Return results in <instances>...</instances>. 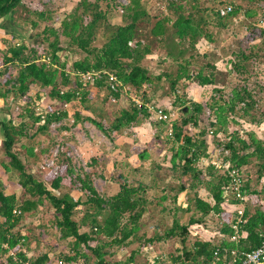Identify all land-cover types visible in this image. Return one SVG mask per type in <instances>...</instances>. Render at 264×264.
Masks as SVG:
<instances>
[{
  "label": "trees",
  "instance_id": "obj_1",
  "mask_svg": "<svg viewBox=\"0 0 264 264\" xmlns=\"http://www.w3.org/2000/svg\"><path fill=\"white\" fill-rule=\"evenodd\" d=\"M259 1L262 0L233 1L237 4H233L231 13L221 16L219 8L209 7L203 0H168L164 15L158 17L145 34L151 17L141 0H131L121 6V24L110 21L113 12H119L121 4H117V0H79L57 28L50 23L52 11L42 8L46 6L44 4L37 8L34 7L35 0H0V19L10 15L14 20L15 13L22 10L24 21L35 31L28 44L24 37L11 32L12 40H4L7 48L0 47V98L7 103L0 107V113L7 109L9 96L20 97L17 110L9 119L0 120L8 156L2 161V167L9 178H17L18 189L6 193L7 186L0 180V264H24V261L53 264L49 252L39 253L32 248L33 242L39 245L40 241L31 235L23 221L32 214L42 215L47 206L54 216L51 225L69 247L54 254L57 258H64L67 264H90L87 251L93 253L94 264H203L214 258L215 252L219 254L218 264H240L245 252L261 244L264 235V138L242 129L229 132L231 127H236L237 114L251 116L250 122L259 127L264 125V112L260 110L257 91H251L246 84H237L233 96L226 100L223 89L215 88L219 94L212 92L211 99L207 100L211 107L210 116H205L201 102L186 100L179 94L191 84L206 91V86L218 83L220 69L217 63L207 60V54L197 49V43L202 39L215 44L214 28H227L229 22L236 21L241 14L244 16L241 21L263 22L264 14L258 13ZM148 36L152 38L151 42H144L143 38ZM248 37L255 45L250 50L241 48L236 55L239 59L232 56L227 59L232 65L231 73L245 74L250 70L249 63L261 56L264 31L261 44L254 26ZM156 48L166 50L170 63L163 71L152 73L142 61ZM67 51L78 54L79 58L69 62L63 55ZM14 68L17 73L13 72ZM98 70L114 72L124 85H130L142 95L143 100L156 105L163 95L155 96L154 90L161 87L166 95L173 96V102L163 108L165 112L187 104L191 107L187 114L177 112L179 118L173 117L172 135L165 130L161 141L157 142L158 150L167 148L170 151L169 163H150V172L145 178L126 180L107 196L95 188L88 173L74 176L75 166L69 157L60 160L61 169L57 176L48 172L41 178L15 151V144L22 141L28 155L36 156L34 151L40 142L36 138L46 134L54 120L70 121L73 116L76 125L83 119H90L113 139L116 133L151 116L147 108L136 106L126 96L129 105L122 108L113 121H98L88 104L92 88L107 92L103 105L112 103L110 95L113 92L104 79H97L87 86L80 81L82 73ZM256 86L259 91L264 89V83H256ZM35 88H38L36 95L31 96ZM114 94L119 96L121 93ZM43 97V104L49 110L56 106L55 103L67 102L69 106L59 112L49 111L42 122L35 102ZM223 131L229 135L225 142L219 139ZM214 156L223 164H229L230 170L244 172L249 166L256 168L254 185L250 175L245 177L243 192L249 202L238 241L230 238L234 234L231 223L240 202L235 198L225 201L224 193L231 183L228 170L217 168L211 162L204 164L205 159ZM139 157H149L148 149L141 151ZM159 172L160 178L171 176L180 184L175 188L168 183L160 196L150 200L145 191L154 186ZM79 181L82 183L80 189L87 193L85 200L81 196L74 197ZM170 189L173 193H169ZM182 193L186 195V202L179 201ZM81 205L85 207L83 216L77 220L75 214ZM16 208L21 210L19 215L14 214ZM166 213L172 214L173 221L170 227L163 228L160 220L167 219ZM186 214H189L187 218ZM210 216L216 217L221 227L214 232H208L205 225ZM145 217L158 219L151 236L144 229ZM83 227L86 230H81ZM191 234H195L196 239L189 244ZM217 236H227L231 241H221ZM170 239H176L182 247L153 258L151 252L158 253L156 244ZM5 242L9 244L8 249L3 247ZM136 244L139 245L136 247ZM146 247L152 251L148 252ZM10 249L21 261H14ZM110 249H130V254L123 261L111 262L107 258L113 253ZM141 255L145 259L140 263L138 257Z\"/></svg>",
  "mask_w": 264,
  "mask_h": 264
},
{
  "label": "rangeland",
  "instance_id": "obj_2",
  "mask_svg": "<svg viewBox=\"0 0 264 264\" xmlns=\"http://www.w3.org/2000/svg\"><path fill=\"white\" fill-rule=\"evenodd\" d=\"M79 0H35L34 7L40 8L42 5H46L42 8H50L52 11L51 17H50V23L54 25L56 28L60 25L61 20L66 17L69 13H71L76 6L77 2ZM131 0H117V4H121L119 6V12H113V14L110 16V21L113 24H121L123 22V15L122 13V5L128 4ZM143 7L147 10L149 13L150 22L146 25L145 34L148 33L150 30V27L153 26V24L156 22L158 17H161L165 13V5L168 2V0H141ZM206 2V5L209 7H217L221 8L225 5H235L238 0H203ZM236 1V2H233ZM233 5V6H234ZM258 13L264 14V0L259 1L258 4ZM24 11L18 10L17 13H15V19L12 20L10 15H7L0 19V47L5 49L7 48V44L4 43V40L11 41V32L16 33L17 35H20L24 37L25 43H29V40L32 38V35L35 34V31L32 29L31 25L24 21ZM244 16L241 14L236 21L229 22L230 25L227 28L217 29L214 28V39L217 40L215 44H208L205 40L199 41L197 43V49L203 53L207 54V60H210L212 62L217 63L220 73L217 75L218 83L216 85H208L205 88L207 89L204 91L203 88H197L191 91H187L181 89L179 94L184 97L186 100L195 101L198 99V102H201L203 104V107L206 111V114L211 112V107L209 102L210 94L212 92L218 93V91L215 90V88H221L223 89V97L229 99L233 96V88L237 84H246L251 91H257V96L260 98V110L264 112V89H261L259 91L258 86H256V83L261 84L264 83V49H261L262 53L259 56V59H255V61H251L249 63V69L248 72L242 75H238L237 73H231L230 69L232 68L231 63L228 62L227 59H229L230 56H232L235 59H239L236 57V55L239 54L241 51V48L250 50L251 46L255 45V43H252L250 41L248 34L251 31V27L254 26L256 28L257 36H258V42L262 41V32L264 31V22H256V21H250V20H243ZM256 23V24H255ZM44 26V23L42 24ZM143 31V32H144ZM150 36V35H149ZM144 37L143 40L146 42L147 40L151 42V37ZM29 39V40H28ZM21 43V41H20ZM242 44V45H241ZM64 57L69 61L73 62L75 59L79 58L78 54L75 53H63ZM198 60V59H197ZM203 61V60H202ZM204 62V61H203ZM170 63V61L166 58V50L165 49H158L156 48L151 54L147 55L144 60L142 61V64L144 66H148V68L151 70L152 73H159L165 69V67ZM14 73H17V69L14 68ZM162 83V82H161ZM38 88L33 89L32 95H36V90ZM93 91L90 92V98L88 99V104L90 105V108H92L93 112L96 113L95 117L98 121H102L105 123L113 121V119L120 114V111L122 108H126L129 104L125 98L119 100L118 102H113L114 104L108 102L106 104H101L103 98L106 97L107 92L104 90H98L92 88ZM155 96H161L159 98L157 105L161 106L162 108H166L168 106H165V103L168 105L171 102H173V96H168L165 93V90L161 87L154 90ZM202 93L203 96L202 97ZM45 93L42 92V95ZM219 94V93H218ZM139 97L141 99L142 95L138 93ZM217 95V94H216ZM209 96V97H208ZM218 96V95H217ZM170 97V98H168ZM13 100L8 101L9 102V110L16 108V103L19 101L20 97H12ZM44 99V97H43ZM1 101L3 100L0 99ZM41 100V99H40ZM5 101V100H4ZM211 102V101H210ZM11 103V104H10ZM185 106V105H184ZM17 110V108L15 109ZM176 112L177 118H179L180 115V108L175 107L172 109ZM177 111L179 115L177 114ZM9 112V111H8ZM238 112L243 113L241 110H238ZM259 113V111H258ZM72 115V113H70ZM7 114L2 113L0 114L1 120H7L9 119V116H6ZM87 116V115H85ZM208 116V115H205ZM73 117V116H72ZM260 117V116H259ZM237 123L236 127H231L229 132H233L235 129H242L245 132L253 131L256 136L263 137L264 138V125H257L256 123L250 122L252 117L245 115L244 117L239 116V114L236 115ZM108 120V121H107ZM108 122V123H109ZM145 125L147 128L149 127L146 133H147V140L142 139V141H139L138 146L135 145L128 146L129 144V131L134 132V125L129 128H125L123 130V138L116 137V143L117 146H121L122 150H127V152H130L131 156H136L134 152V147L137 148L138 151L141 152L142 144H148L149 145V157H146L144 159H140V163L138 165H135L132 163L127 156H119L116 159L115 167L111 168L110 165L107 164L110 158V151L112 149H115V145L112 143L115 141L114 137L109 138L99 127L97 124H94L90 119H83L81 122L76 123L74 125L72 121L69 120H63L59 127L51 128L49 127L48 132L44 135L39 136L36 138V140H39V144L35 143L37 146L36 156H29L26 149L22 147V141L17 142L15 144V151L20 155L21 159L28 163L29 169H33L35 171V174L37 176H41L42 173L45 175L47 171L41 169L39 164L41 165L43 158H45L48 155H51L52 149L57 145L61 144L65 150L70 149L71 147L75 150H73L76 160L72 159L71 164L75 166L74 169V176L84 173V175L87 173L91 176L95 188L101 193L105 194L106 196L108 194H111L113 191L117 189V187L124 181L130 180L133 177L137 178H145L147 173L150 172V163L152 162H161L165 165L168 162L169 163V156L170 151L167 148H162L161 150H158L157 142L161 141V137L164 136V133L166 132V126L161 125L159 121H157L154 114L151 113V116L148 119H144L143 121H139L137 123V126H143ZM201 128L197 129V132H199ZM211 133V130H210ZM2 131H0V137H1ZM114 136V135H113ZM221 138V139H220ZM219 139L222 140V142H225V140L229 139V135L221 132L219 135ZM117 140H122L119 143H117ZM160 140V141H159ZM35 141V140H34ZM37 142V141H35ZM149 142V143H148ZM34 145V146H35ZM157 146V147H156ZM140 149V150H139ZM145 149V147H144ZM143 149V150H144ZM5 144L3 138L0 141V161L8 159V156L5 154ZM142 150V151H143ZM133 156V157H134ZM217 156V155H216ZM215 156V157H216ZM67 157L65 153L60 152V160ZM68 158V157H67ZM208 160L204 162V164H208ZM80 169V170H79ZM249 170H244V175L246 178H249V175L252 179V184L254 185L256 182V168L247 167ZM42 173H41V172ZM46 172V173H45ZM156 172H158V169H156ZM161 173H157V177L161 176ZM83 176V175H82ZM8 180H10V184L8 185L9 189L14 188L15 184L14 181H17V178L10 177ZM147 183V182H146ZM171 185L175 188L179 187V180L172 178L171 176L168 177V180H162L160 178H156V181L154 183V186L148 187L145 191L148 198L151 200L155 196H160L162 194V188L166 187L167 185ZM82 183L79 181L78 186L75 188L74 197L78 198L81 196L83 200H85L87 194L86 192L83 193V191L80 189V185ZM113 188V189H112ZM169 193H173L172 190H169ZM184 193L180 194L179 201L186 202V195ZM170 202V199H169ZM260 202L262 200L260 199ZM262 204V203H261ZM264 204V203H263ZM84 206H79L78 210L75 214V218L77 220H80L83 216V209ZM161 214V213H160ZM186 218L189 216V214L185 215ZM53 213L50 211V207H46V212H43L41 214H32L29 216H26L23 221L24 225L30 229L31 235H34L39 242V245H37L36 242H33L32 248L41 252H49L50 254H54V252H57V254L60 252H63L62 250L69 249L68 245L64 240L60 239V232L54 228V226L51 225ZM148 217V216H147ZM144 219V229L148 232V236H151L154 234V227L156 225V222L158 221L157 217L152 218L149 217ZM165 220H160V222L163 224V228H168L172 225V214L166 213ZM184 218V219H186ZM206 227L208 232H214L216 229L221 228L216 217H208L206 220ZM45 227L46 231L41 230V228ZM81 230H86V228H82ZM222 240L231 241L227 236L224 237H218ZM196 235L191 234L189 237L188 243L195 241ZM139 244H136L137 247ZM156 247L158 248V253L152 251L149 247H146L145 250L148 252H151L152 257L158 256L159 254H168L173 252L176 248H181L182 244L177 241L176 239H170L165 242H159L156 244ZM38 248V250H37ZM131 249V248H130ZM130 249L127 250H115L110 249L113 251L112 254L107 255L108 260L111 262L115 261H123L125 260L129 254ZM87 251V250H86ZM87 253L90 255V261L89 263L94 264V259H92V252L87 251ZM56 254V253H55ZM145 259L144 256H139L138 261L141 263L142 260ZM167 264V263H162Z\"/></svg>",
  "mask_w": 264,
  "mask_h": 264
},
{
  "label": "built area",
  "instance_id": "obj_3",
  "mask_svg": "<svg viewBox=\"0 0 264 264\" xmlns=\"http://www.w3.org/2000/svg\"><path fill=\"white\" fill-rule=\"evenodd\" d=\"M233 10V5H225L219 9V13L221 16H227L231 11ZM123 11V10H122ZM264 22V21H263ZM262 22V23H263ZM97 79H104L106 84L109 86L110 90L113 92V94L110 95V101L111 102H118L120 98H124L128 96L131 98L133 103L138 107H145L150 112V114H154L157 121L162 123L164 126H166L167 134L172 135L173 133V117L176 115L175 111L172 112H165L164 109L161 106H158L150 101H145L139 97L137 92L130 86V85H124L117 77V75L108 70H98V71H88L86 73L81 74L80 81L82 82L83 86H87L88 84H93ZM119 92L121 93L119 96H116L114 93ZM45 98L39 99L37 102H35L37 115H39L42 119V122L45 121L46 114L49 111H60L62 109L68 108V103H55L56 106L52 110H49L45 105L43 104ZM208 116L211 115V112L207 114ZM70 121L74 124L75 119L74 117L69 118ZM62 120L60 121H52L49 125V127L57 128L60 126ZM212 132V131H211ZM74 147L65 150L64 147L61 144H57L51 151V155L46 156L43 158V161L40 165L41 169L45 171H50L54 175H58L61 169L60 164V152L65 153L67 157L70 159L76 160L77 157H75L73 152ZM221 149L219 148V151ZM208 160V163H212L217 168L224 167L228 170V173L231 177V183L230 186L227 188V190L224 193L225 201L229 202L231 199L235 198L240 202V205L236 208V214L233 219V222L231 223V226L234 229V234L231 236L230 239L238 241L239 240V231L242 223L244 222V214H245V208L246 205L249 202L248 196L243 192V188L245 185V175L242 171L239 169H232L230 170L229 164H223L222 161L217 157H212L211 159H205L204 162ZM21 213V210L16 208L14 209V214L19 215ZM3 247L8 249L9 244L8 242H5L3 244ZM11 250V249H10ZM10 254L13 256V259L16 263H18L19 260L18 256L15 251L11 250ZM215 257L203 262V264H218V261L220 260L218 252H215ZM50 258L53 260V264H67L66 260L64 258H57L55 254H50ZM24 264H34L30 261H24ZM240 264H264V235H262V241L261 244L252 250H249L245 252L244 257Z\"/></svg>",
  "mask_w": 264,
  "mask_h": 264
},
{
  "label": "crops",
  "instance_id": "obj_4",
  "mask_svg": "<svg viewBox=\"0 0 264 264\" xmlns=\"http://www.w3.org/2000/svg\"><path fill=\"white\" fill-rule=\"evenodd\" d=\"M194 87H197L198 89L200 88H202V87H200V86H198V85H196V84H191L189 87H188V89H187V91H191L192 92V90L193 89H195ZM98 90H101V89H98ZM103 90V89H102ZM169 96V95H168ZM13 96L11 95V96H9V98H8V101H11V100H13V98H12ZM202 97H205V96H203V93H202ZM125 99H128L127 97H124ZM168 98H170V97H168ZM0 99H2V98H0ZM123 99V98H122ZM171 99V98H170ZM5 99H3L2 101L0 100V107H4L5 106V104H7L6 103V100L4 101ZM121 100V99H120ZM195 101H199L198 99H196ZM19 102V101H18ZM18 102L16 103V108H17V105H18ZM113 103V102H112ZM172 102L170 101V103L167 105L166 103H165V106H169L170 104H171ZM11 104V103H10ZM188 105V104H187ZM15 108V109H16ZM15 109H10L9 110V102H8V107H7V109L6 110H4L3 112H1L0 114H2V113H5V114H7L6 116L8 117L9 116V118H10V116L12 115V112H14L15 111ZM179 109V108H178ZM9 111V112H8ZM93 112V111H92ZM91 112V113H92ZM178 112V111H177ZM95 115H96V113H94ZM1 120V119H0ZM133 128V127H132ZM127 129V128H126ZM125 129V130H126ZM149 129V127L147 128L145 125H143V126H137V125H134V132L131 130V131H129L128 133H130L129 134V136L128 137H130L129 138V144H127L128 146H130V145H132V146H138V142L139 141H142V139H144V140H147L148 141V136H147V133H146V130L147 131H149L150 132V130H148ZM0 131H2V129H1V127H0ZM123 131H121L120 133H116V135H114L113 137H114V139H115V141L114 142H112L114 145H115V149H112L111 151H110V158H109V161L107 162V164L108 165H110L111 166V168L113 167H115V164H116V159L115 158H117L118 157V155L119 156H127V157H129L130 156V158H129V160L132 162V163H134L135 165H138L140 162V157H139V154H140V151H138L137 150V148L136 147H134L133 149H134V151H131V152H134L135 154H137L136 156H131V155H129V154H131L130 152H127V150H122V148H121V146H117V144H115L116 143V139L118 138V137H122L123 138ZM117 137V138H116ZM3 138V132H2V134H1V137H0V141H1V139ZM118 142L117 143H119L120 141H122V140H117ZM149 143V142H148ZM157 145L159 146V144L157 143ZM144 147H145V149H148L149 148V145L148 144H142V150L144 149ZM157 147V146H156ZM158 148V147H157ZM140 150V149H139ZM141 150V151H142ZM148 152H149V150H148ZM129 155V156H128ZM170 157V156H169ZM3 161V160H2ZM2 161H0V180L1 181H3V183H5L6 184V186H7V188H6V193H12V192H14V191H18V189H17V185H16V181H14V184H15V186H14V188H12V189H9V187H8V185L10 184V180H8L9 179V176L8 175H6V172H5V170L3 169V167H2ZM39 166H40V164H39ZM31 171L35 174V171L33 170V169H31ZM41 172V171H40ZM48 172H50V171H47V173ZM42 173V172H41ZM46 173V172H45ZM46 173V174H47ZM45 174V175H46ZM36 175V174H35ZM43 173H42V175L41 176H39V177H41V178H43L44 176H45ZM160 178V177H159ZM160 179H162V180H168V177H165V178H160ZM113 189V188H112ZM116 191V190H115ZM114 192V191H113ZM20 193V192H19ZM185 194V193H184ZM184 196V195H183Z\"/></svg>",
  "mask_w": 264,
  "mask_h": 264
},
{
  "label": "water",
  "instance_id": "obj_5",
  "mask_svg": "<svg viewBox=\"0 0 264 264\" xmlns=\"http://www.w3.org/2000/svg\"><path fill=\"white\" fill-rule=\"evenodd\" d=\"M179 111H180L181 113L187 114L188 111H189V112L191 111V107H190V105L188 104V105H185V106L181 107Z\"/></svg>",
  "mask_w": 264,
  "mask_h": 264
}]
</instances>
